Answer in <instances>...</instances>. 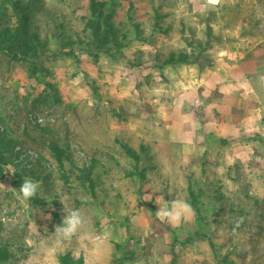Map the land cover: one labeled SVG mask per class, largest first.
I'll list each match as a JSON object with an SVG mask.
<instances>
[{
	"label": "rangeland",
	"instance_id": "374dc122",
	"mask_svg": "<svg viewBox=\"0 0 264 264\" xmlns=\"http://www.w3.org/2000/svg\"><path fill=\"white\" fill-rule=\"evenodd\" d=\"M103 1L120 54L93 44L90 0L39 1L37 69L0 50V133L40 175L25 201L22 167L1 166L0 264H264V0ZM15 20L0 0V29ZM175 199L192 216L159 219ZM65 210L86 223L48 254Z\"/></svg>",
	"mask_w": 264,
	"mask_h": 264
},
{
	"label": "trees",
	"instance_id": "16d2710c",
	"mask_svg": "<svg viewBox=\"0 0 264 264\" xmlns=\"http://www.w3.org/2000/svg\"><path fill=\"white\" fill-rule=\"evenodd\" d=\"M12 8L16 12V20L13 25L3 26L0 29V50H4L13 61L31 60L32 67L38 68L39 59L42 55L53 54V51L48 49L45 41H42L38 31L34 27L33 14L40 7V0H9ZM103 0H90V9L92 18L86 19L87 25L94 30V43L99 52H112L120 54L123 44L118 39L117 29L113 23L115 16V4L111 5L108 10L105 7ZM193 57L195 59H193ZM196 60V57L188 51L179 53H171L165 57L163 64H176L180 62H191ZM140 63H130V66H139ZM36 126L41 128V123L35 122ZM19 141L17 139H8L6 134L0 133V174L2 173V164L12 163L16 168L22 167V173H18V179L15 181L16 187L19 190L22 175L32 174L39 177L37 170L27 169L31 165L28 155L22 156L23 151L17 148ZM49 147L54 154L55 159L61 166L66 160L71 161L67 145L64 146L57 139H51ZM133 154L134 152H130ZM35 163L41 165V157L39 154H33ZM88 178L90 176L88 175ZM9 253L0 245V260H7ZM64 264H73L69 256L63 258ZM76 264H82L81 261Z\"/></svg>",
	"mask_w": 264,
	"mask_h": 264
},
{
	"label": "clouds",
	"instance_id": "9594fccd",
	"mask_svg": "<svg viewBox=\"0 0 264 264\" xmlns=\"http://www.w3.org/2000/svg\"><path fill=\"white\" fill-rule=\"evenodd\" d=\"M207 3L210 5H217L220 3V0H207ZM38 188L39 182L31 178H25L19 186V193L21 197L27 201L36 195ZM163 199V196L157 197V204L159 205V202ZM66 212L67 215L62 220V223L55 227L54 235L56 240L53 247L47 249L48 254L54 253L63 241H70L86 223L85 218L79 210ZM192 214L193 209L191 205L179 199L172 200L171 202L165 203L163 206H159L158 211H156V216L159 219L166 220L172 224H178L182 219L191 217Z\"/></svg>",
	"mask_w": 264,
	"mask_h": 264
}]
</instances>
